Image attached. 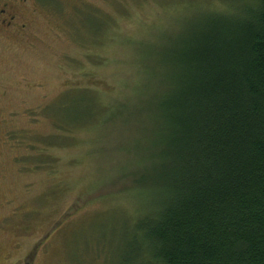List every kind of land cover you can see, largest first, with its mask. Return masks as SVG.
I'll return each mask as SVG.
<instances>
[{
  "label": "rangeland",
  "instance_id": "rangeland-1",
  "mask_svg": "<svg viewBox=\"0 0 264 264\" xmlns=\"http://www.w3.org/2000/svg\"><path fill=\"white\" fill-rule=\"evenodd\" d=\"M241 4L47 0L28 13L0 55V264H123L145 206L150 140L138 139L153 53L201 13ZM84 88L113 104L99 123H74Z\"/></svg>",
  "mask_w": 264,
  "mask_h": 264
},
{
  "label": "trees",
  "instance_id": "trees-1",
  "mask_svg": "<svg viewBox=\"0 0 264 264\" xmlns=\"http://www.w3.org/2000/svg\"><path fill=\"white\" fill-rule=\"evenodd\" d=\"M239 2L233 13H201L153 53L138 139L150 140L145 206L126 231L123 264H264V0ZM76 92L85 115L74 123L112 112L89 89Z\"/></svg>",
  "mask_w": 264,
  "mask_h": 264
},
{
  "label": "flooded vegetation",
  "instance_id": "flooded-vegetation-1",
  "mask_svg": "<svg viewBox=\"0 0 264 264\" xmlns=\"http://www.w3.org/2000/svg\"><path fill=\"white\" fill-rule=\"evenodd\" d=\"M47 0H0V55L3 45L14 36L24 34L27 15ZM1 87V80H0Z\"/></svg>",
  "mask_w": 264,
  "mask_h": 264
}]
</instances>
